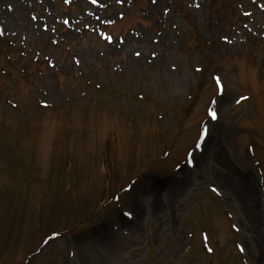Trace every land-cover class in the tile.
<instances>
[{"label":"rangeland","instance_id":"obj_1","mask_svg":"<svg viewBox=\"0 0 264 264\" xmlns=\"http://www.w3.org/2000/svg\"><path fill=\"white\" fill-rule=\"evenodd\" d=\"M0 264H264V0H0Z\"/></svg>","mask_w":264,"mask_h":264},{"label":"snow or ice","instance_id":"obj_2","mask_svg":"<svg viewBox=\"0 0 264 264\" xmlns=\"http://www.w3.org/2000/svg\"><path fill=\"white\" fill-rule=\"evenodd\" d=\"M95 2H97V0H93V3H95ZM137 55H139V53H137ZM153 55H155V53H153ZM216 81H217V83L219 84L220 83V78L219 77H216ZM213 103H215V101H213ZM209 114L211 115V117L212 118H216V116H217V113H216V111H215V109H209ZM204 135H207L208 134V129H207V127H205V129H204V133H203ZM199 146V145H198ZM209 251H211V249H209Z\"/></svg>","mask_w":264,"mask_h":264}]
</instances>
